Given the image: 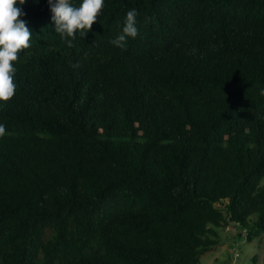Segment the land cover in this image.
I'll return each mask as SVG.
<instances>
[{
	"label": "trees",
	"instance_id": "1",
	"mask_svg": "<svg viewBox=\"0 0 264 264\" xmlns=\"http://www.w3.org/2000/svg\"><path fill=\"white\" fill-rule=\"evenodd\" d=\"M104 2L73 47L47 0L17 5L32 39L0 101V264H200L216 228L260 237L264 0Z\"/></svg>",
	"mask_w": 264,
	"mask_h": 264
},
{
	"label": "clouds",
	"instance_id": "2",
	"mask_svg": "<svg viewBox=\"0 0 264 264\" xmlns=\"http://www.w3.org/2000/svg\"><path fill=\"white\" fill-rule=\"evenodd\" d=\"M25 3L26 0H0V101L3 102L10 101L16 93L13 62L18 59L22 50L30 47L32 39L28 21L23 19L26 13L22 7L17 6ZM47 3L52 13L55 33L60 35L68 47L74 46L73 41L77 35L82 38L87 36L105 6L104 0H82L79 6L74 5L72 0H47ZM138 15L135 8L127 12L122 31L110 40L113 46L125 48L129 38L135 39L139 35ZM260 94L264 95V89ZM5 132V125L0 124V137Z\"/></svg>",
	"mask_w": 264,
	"mask_h": 264
},
{
	"label": "rangeland",
	"instance_id": "3",
	"mask_svg": "<svg viewBox=\"0 0 264 264\" xmlns=\"http://www.w3.org/2000/svg\"><path fill=\"white\" fill-rule=\"evenodd\" d=\"M219 244L201 257L200 264H264V234L248 241L236 225L216 228ZM239 256L234 262V254Z\"/></svg>",
	"mask_w": 264,
	"mask_h": 264
},
{
	"label": "built area",
	"instance_id": "4",
	"mask_svg": "<svg viewBox=\"0 0 264 264\" xmlns=\"http://www.w3.org/2000/svg\"><path fill=\"white\" fill-rule=\"evenodd\" d=\"M239 256V253H235L234 254V262H235V260H236V258Z\"/></svg>",
	"mask_w": 264,
	"mask_h": 264
}]
</instances>
